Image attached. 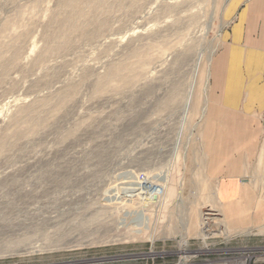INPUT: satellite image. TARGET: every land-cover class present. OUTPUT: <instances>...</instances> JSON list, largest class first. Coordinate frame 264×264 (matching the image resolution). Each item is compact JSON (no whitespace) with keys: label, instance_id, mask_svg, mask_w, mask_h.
I'll list each match as a JSON object with an SVG mask.
<instances>
[{"label":"rangeland","instance_id":"374dc122","mask_svg":"<svg viewBox=\"0 0 264 264\" xmlns=\"http://www.w3.org/2000/svg\"><path fill=\"white\" fill-rule=\"evenodd\" d=\"M229 2L0 0V264L264 259L210 192Z\"/></svg>","mask_w":264,"mask_h":264},{"label":"crops","instance_id":"0c3cea01","mask_svg":"<svg viewBox=\"0 0 264 264\" xmlns=\"http://www.w3.org/2000/svg\"><path fill=\"white\" fill-rule=\"evenodd\" d=\"M205 136L208 177L230 224L264 221V0H230Z\"/></svg>","mask_w":264,"mask_h":264},{"label":"built area","instance_id":"2783aa9c","mask_svg":"<svg viewBox=\"0 0 264 264\" xmlns=\"http://www.w3.org/2000/svg\"><path fill=\"white\" fill-rule=\"evenodd\" d=\"M145 176L142 175L140 176V180H138V182L141 184V185H144L146 183V180H145ZM145 180V183L141 182V181H144ZM144 187V186H143ZM145 191V190H144ZM143 193V192H142ZM150 194V191L147 190L146 192L143 193V197L145 200L147 201H155L156 197L154 196L153 200H151V196L149 195ZM233 260V263L232 264H264V259H259V258H255V257H246V258H232Z\"/></svg>","mask_w":264,"mask_h":264},{"label":"bare ground","instance_id":"6f19581e","mask_svg":"<svg viewBox=\"0 0 264 264\" xmlns=\"http://www.w3.org/2000/svg\"><path fill=\"white\" fill-rule=\"evenodd\" d=\"M209 81V80H208ZM207 88V87H206ZM208 91V90H207ZM203 227L204 229L206 228L207 230L210 228V220L209 219H205L204 223H203ZM187 262V261H185Z\"/></svg>","mask_w":264,"mask_h":264}]
</instances>
